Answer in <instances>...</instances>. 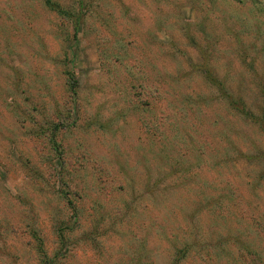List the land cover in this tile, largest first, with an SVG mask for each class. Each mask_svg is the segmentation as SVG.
Listing matches in <instances>:
<instances>
[{"label": "rangeland", "instance_id": "rangeland-1", "mask_svg": "<svg viewBox=\"0 0 264 264\" xmlns=\"http://www.w3.org/2000/svg\"><path fill=\"white\" fill-rule=\"evenodd\" d=\"M53 2L78 38L44 0H0V264L54 257L62 223L53 264H252L229 235L258 253L264 131L221 88L264 112V0Z\"/></svg>", "mask_w": 264, "mask_h": 264}, {"label": "trees", "instance_id": "trees-1", "mask_svg": "<svg viewBox=\"0 0 264 264\" xmlns=\"http://www.w3.org/2000/svg\"><path fill=\"white\" fill-rule=\"evenodd\" d=\"M44 1H45V4L50 8V10L58 13L61 17H63V19L71 20L75 17L73 19L74 20L73 24L75 26L76 31H75V37L73 38V40L78 38L79 37L78 35L80 33V26L82 24L81 15L78 14L76 16L75 15L73 16L67 10L62 9L59 4H57L56 2H53V0H44ZM73 55H74V53H73ZM192 68L196 69V67H194V66ZM203 68H201V69L207 71L206 75L211 74L209 71V66L207 64H204ZM210 77L211 76H208L207 78H210ZM66 81H67V89H68V92L71 96V99L77 105V100L79 98V93H80V83H79V80H78V78L75 74V71L73 69L68 71ZM221 91H222V97L226 100L229 109L236 111L242 119H244L248 123L249 122L253 123L261 131H264V112L261 115L250 114L247 112L246 104L241 100V98L232 99V97L226 96L224 94L223 88H221ZM62 127L63 126H59V125L54 126L52 131H51V134L49 136L51 150L54 152L55 159L59 163V166H63V164H65V160L62 156V151H61V149L63 147L57 138L59 129H61ZM67 201H68L70 208L73 207V203L71 201H69L68 199H67ZM61 225H63V226H60L56 232L58 243H59V248H60L58 251L59 253H62L63 250L66 248V245L68 242V238H67L68 233L67 232L70 231L69 230L70 228H68L66 226L67 225L66 223H62ZM229 236H230V241H232V239H233V242L236 243V245H238V249L239 250L241 249L244 251L241 253L242 257H245L246 259H250L252 264L253 263L264 264V236L262 239L259 240V244L257 243L258 248L260 247L258 253H256L255 250H253L252 247H254V246H251L250 244H245L244 242L241 241V239L243 238V234H241L239 231L237 232V235L235 237L236 240L233 238V236L231 234ZM42 247H43V243L41 240H39L38 248H39L41 254L43 255L42 264H53V263L57 262L59 253L56 254L54 257L49 258L44 253V251L42 250ZM186 252H187V250H186ZM186 252L184 250H182L180 252L177 251L176 252L177 256H176V258H174V261L171 264H179L181 259L182 258L184 259L186 257V255H185ZM230 253H229V255H230ZM230 259H231L230 264H238V260H237L238 258L236 259V255H230Z\"/></svg>", "mask_w": 264, "mask_h": 264}]
</instances>
